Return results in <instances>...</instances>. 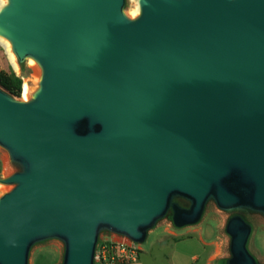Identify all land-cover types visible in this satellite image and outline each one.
<instances>
[{
	"label": "water",
	"instance_id": "95a60500",
	"mask_svg": "<svg viewBox=\"0 0 264 264\" xmlns=\"http://www.w3.org/2000/svg\"><path fill=\"white\" fill-rule=\"evenodd\" d=\"M7 0L0 36L41 69L29 99L0 87V264L42 241L96 264L104 233L144 243L168 221L228 213L226 264L264 217V0ZM177 199L186 201L185 206ZM171 215V217H170Z\"/></svg>",
	"mask_w": 264,
	"mask_h": 264
},
{
	"label": "crops",
	"instance_id": "0c3cea01",
	"mask_svg": "<svg viewBox=\"0 0 264 264\" xmlns=\"http://www.w3.org/2000/svg\"><path fill=\"white\" fill-rule=\"evenodd\" d=\"M157 228L160 231L151 238ZM229 241L225 223L207 221L206 211L200 222L181 229L168 221L157 224L141 245L139 259L126 264H226Z\"/></svg>",
	"mask_w": 264,
	"mask_h": 264
},
{
	"label": "rangeland",
	"instance_id": "374dc122",
	"mask_svg": "<svg viewBox=\"0 0 264 264\" xmlns=\"http://www.w3.org/2000/svg\"><path fill=\"white\" fill-rule=\"evenodd\" d=\"M133 7L134 1L126 0L125 9L129 16H132L131 10ZM18 63L20 71L17 73L10 60L9 54L7 53L6 47L0 42V70L6 72L12 77L21 78V93L20 95H16L14 97L22 99L24 82L27 81L30 86L35 89L38 84L41 69L37 64H31L28 60L22 63L18 61ZM15 170H17V168L10 162L7 151L0 146V176H8ZM11 188V185L0 183V195ZM243 214L246 220L253 225V232L249 239L248 247L260 261H264V217L250 211H243ZM227 217L228 213L218 210L213 206V204H210L207 208V221H213L216 224H223L226 222ZM206 224L204 225L207 226ZM175 228L181 229L182 227L179 228L175 226ZM155 231L151 234V238H153L160 230L157 228ZM144 244L145 242L141 243V245ZM64 250V244L59 240L51 239L39 242L31 249L29 264H62Z\"/></svg>",
	"mask_w": 264,
	"mask_h": 264
},
{
	"label": "built area",
	"instance_id": "2783aa9c",
	"mask_svg": "<svg viewBox=\"0 0 264 264\" xmlns=\"http://www.w3.org/2000/svg\"><path fill=\"white\" fill-rule=\"evenodd\" d=\"M141 244L129 239L103 234L96 247V264H126L139 259Z\"/></svg>",
	"mask_w": 264,
	"mask_h": 264
},
{
	"label": "bare ground",
	"instance_id": "6f19581e",
	"mask_svg": "<svg viewBox=\"0 0 264 264\" xmlns=\"http://www.w3.org/2000/svg\"><path fill=\"white\" fill-rule=\"evenodd\" d=\"M133 1H134V7L131 10V15L132 16H137L139 14V12H140L139 2H138V0H133ZM6 2H7V0H6ZM6 2L5 3H0V8L3 5H5ZM0 42L6 47L7 53L9 54L10 60H11V62L13 64V67L18 73L20 71V66H19L16 54L14 53V51L12 49V45H11L10 41L7 40L6 38L0 36ZM28 61L31 64H35L36 65V62H35L34 59L29 58ZM32 93H33V88L30 86V84L27 81H25L24 85H23V99H29V97L31 96Z\"/></svg>",
	"mask_w": 264,
	"mask_h": 264
},
{
	"label": "trees",
	"instance_id": "16d2710c",
	"mask_svg": "<svg viewBox=\"0 0 264 264\" xmlns=\"http://www.w3.org/2000/svg\"><path fill=\"white\" fill-rule=\"evenodd\" d=\"M22 80L19 77H12L6 72L0 70V87L12 96L20 95ZM181 205L185 206L186 201L177 199ZM225 263V261H224Z\"/></svg>",
	"mask_w": 264,
	"mask_h": 264
},
{
	"label": "clouds",
	"instance_id": "9594fccd",
	"mask_svg": "<svg viewBox=\"0 0 264 264\" xmlns=\"http://www.w3.org/2000/svg\"><path fill=\"white\" fill-rule=\"evenodd\" d=\"M6 2V0H0V3H5Z\"/></svg>",
	"mask_w": 264,
	"mask_h": 264
},
{
	"label": "flooded vegetation",
	"instance_id": "af4514ba",
	"mask_svg": "<svg viewBox=\"0 0 264 264\" xmlns=\"http://www.w3.org/2000/svg\"><path fill=\"white\" fill-rule=\"evenodd\" d=\"M170 217H171V215H170Z\"/></svg>",
	"mask_w": 264,
	"mask_h": 264
}]
</instances>
